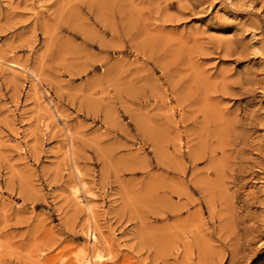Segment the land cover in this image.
<instances>
[{"label": "rangeland", "instance_id": "374dc122", "mask_svg": "<svg viewBox=\"0 0 264 264\" xmlns=\"http://www.w3.org/2000/svg\"><path fill=\"white\" fill-rule=\"evenodd\" d=\"M0 264H264V0H0Z\"/></svg>", "mask_w": 264, "mask_h": 264}, {"label": "bare ground", "instance_id": "6f19581e", "mask_svg": "<svg viewBox=\"0 0 264 264\" xmlns=\"http://www.w3.org/2000/svg\"><path fill=\"white\" fill-rule=\"evenodd\" d=\"M10 63H11V62H10ZM11 66H12V67H15L16 65L11 63ZM20 68H21V66H20ZM68 132H69V131H68ZM82 189H83V188H82ZM77 190H78V189H77ZM75 192H76V191H75ZM76 193H77V192H76ZM86 195H87V193H86ZM79 197H80V196H79ZM78 199H79V201H80V198H77V200H78ZM80 203H81V201H80Z\"/></svg>", "mask_w": 264, "mask_h": 264}]
</instances>
